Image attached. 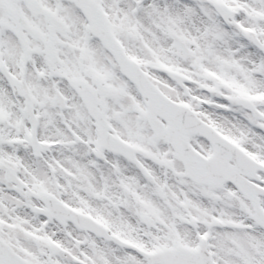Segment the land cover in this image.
I'll use <instances>...</instances> for the list:
<instances>
[{
    "label": "snow or ice",
    "instance_id": "obj_1",
    "mask_svg": "<svg viewBox=\"0 0 264 264\" xmlns=\"http://www.w3.org/2000/svg\"><path fill=\"white\" fill-rule=\"evenodd\" d=\"M0 264H264V0H0Z\"/></svg>",
    "mask_w": 264,
    "mask_h": 264
}]
</instances>
